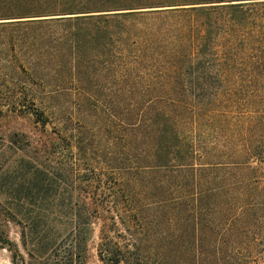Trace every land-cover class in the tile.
Segmentation results:
<instances>
[{
    "label": "trees",
    "instance_id": "obj_1",
    "mask_svg": "<svg viewBox=\"0 0 264 264\" xmlns=\"http://www.w3.org/2000/svg\"><path fill=\"white\" fill-rule=\"evenodd\" d=\"M100 82L120 92L100 110L121 148L94 157L50 100ZM1 93L80 152L63 188L55 146L0 138L12 264H87L99 221L101 264H264V0H0Z\"/></svg>",
    "mask_w": 264,
    "mask_h": 264
},
{
    "label": "rangeland",
    "instance_id": "obj_2",
    "mask_svg": "<svg viewBox=\"0 0 264 264\" xmlns=\"http://www.w3.org/2000/svg\"><path fill=\"white\" fill-rule=\"evenodd\" d=\"M47 56L45 57V59ZM44 59V57H43ZM101 80V79H100ZM99 80V81H100ZM108 85L103 83L99 87H87L86 90H70L61 93L53 94L50 100V107L54 110L60 111V116L66 118L71 116L75 126L85 125L88 126L89 132L95 134L97 138V150L94 152V157L103 156L102 150H107L108 146L114 145L113 148L119 152L121 146L119 143L120 135L117 132H112L114 128L109 127L106 113H102L100 109H105L109 105L114 108L121 106L120 92L117 87L113 86L112 89H106ZM5 94H0V138H7L11 134L23 135L29 141L31 147L35 148V154L38 158L47 155V152H52L53 147H56L55 153L51 155L52 172L55 181L63 188H68L69 174L73 169L72 163L74 158H80L78 149L72 145L69 151L62 148H67L66 143L62 142L57 136L58 124L53 120V124L42 127L34 122L33 117L27 114H18L7 112L6 104L4 101ZM93 99L98 105L93 103ZM90 135V134H89ZM52 145V146H51ZM37 151V152H36ZM31 155L29 156H32ZM41 160V159H40ZM80 168H87V165L79 161ZM71 177V176H70ZM191 188L187 190L190 192ZM155 194V190H152ZM159 193V192H157ZM183 223H179L181 225ZM102 222H97L93 226V233L88 241V261L87 264H101L97 257V245L99 243L100 229ZM176 232H170L169 241L167 246V255L174 257L177 253L173 247L171 236ZM211 237V236H210ZM10 239L17 240V229L13 226L10 227ZM181 255V253H179ZM210 262L212 264L213 255L209 253ZM207 262V261H204ZM203 262V263H204ZM0 264H12L10 261V254L0 249ZM189 263V260L187 261Z\"/></svg>",
    "mask_w": 264,
    "mask_h": 264
}]
</instances>
